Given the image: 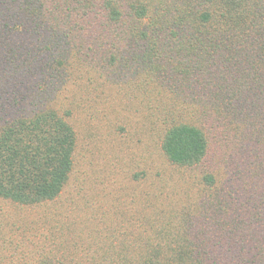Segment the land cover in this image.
<instances>
[{"label": "trees", "instance_id": "trees-1", "mask_svg": "<svg viewBox=\"0 0 264 264\" xmlns=\"http://www.w3.org/2000/svg\"><path fill=\"white\" fill-rule=\"evenodd\" d=\"M0 264H264V0H0Z\"/></svg>", "mask_w": 264, "mask_h": 264}]
</instances>
